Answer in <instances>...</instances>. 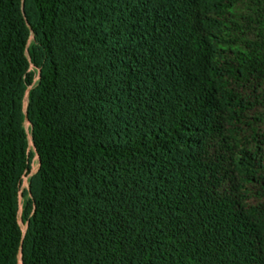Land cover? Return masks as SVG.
Segmentation results:
<instances>
[{
  "label": "trees",
  "instance_id": "trees-1",
  "mask_svg": "<svg viewBox=\"0 0 264 264\" xmlns=\"http://www.w3.org/2000/svg\"><path fill=\"white\" fill-rule=\"evenodd\" d=\"M0 264H264V0H0Z\"/></svg>",
  "mask_w": 264,
  "mask_h": 264
},
{
  "label": "rangeland",
  "instance_id": "rangeland-1",
  "mask_svg": "<svg viewBox=\"0 0 264 264\" xmlns=\"http://www.w3.org/2000/svg\"><path fill=\"white\" fill-rule=\"evenodd\" d=\"M25 125H28L27 121L25 122ZM30 146L32 147L31 143H30ZM37 168H38V156L35 154L32 157V160H31L30 173L34 172ZM30 173L23 175L22 181H21V188H24V187L27 186V179H28V176H29ZM19 198H20V201H21L22 200V195H20ZM19 222H20L22 228H24L25 224L20 219V209H19Z\"/></svg>",
  "mask_w": 264,
  "mask_h": 264
},
{
  "label": "built area",
  "instance_id": "built-area-1",
  "mask_svg": "<svg viewBox=\"0 0 264 264\" xmlns=\"http://www.w3.org/2000/svg\"><path fill=\"white\" fill-rule=\"evenodd\" d=\"M27 126V125H26ZM37 155V154H36ZM28 174V173H27Z\"/></svg>",
  "mask_w": 264,
  "mask_h": 264
}]
</instances>
